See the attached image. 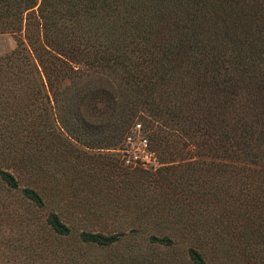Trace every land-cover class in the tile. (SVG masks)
<instances>
[{
  "label": "trees",
  "instance_id": "1",
  "mask_svg": "<svg viewBox=\"0 0 264 264\" xmlns=\"http://www.w3.org/2000/svg\"><path fill=\"white\" fill-rule=\"evenodd\" d=\"M0 35V264H264V0H0ZM138 124L195 189L96 174Z\"/></svg>",
  "mask_w": 264,
  "mask_h": 264
},
{
  "label": "rangeland",
  "instance_id": "2",
  "mask_svg": "<svg viewBox=\"0 0 264 264\" xmlns=\"http://www.w3.org/2000/svg\"><path fill=\"white\" fill-rule=\"evenodd\" d=\"M16 46H17V42L14 37L10 35H0V56L13 51L16 48ZM238 93L239 95L241 94V96L238 97L236 101H239L241 103V98L245 100L246 92L240 90V92ZM143 127L147 131L146 125ZM132 133L134 135L135 134L137 135L135 131H132ZM147 134L148 132L147 133H143V131L141 132V135H144L146 137H148ZM179 147L181 149V145ZM126 148H127V144L126 142H124L116 150L105 151V152H99V151L93 152L95 153V155H98L96 156V158H93L94 162H96L95 164H97V166L102 165L101 168H97L98 170H96V174L104 173L105 175L106 173H109L108 176L110 177V179L116 182L120 180H131L133 182L135 181L145 182L143 187H146V188L155 186V184L150 183L149 180L161 179L162 175H166V178L168 180L176 181L179 184H182L183 186L193 185L192 189H195V182H196V185L198 184L195 178L196 168H197V163H198L196 159L180 160L178 158L179 160H177V162H174L172 164H159V166L155 168H150V169H143L141 167H137V168L129 167L123 161V156H124L123 149H126ZM186 151H188V147L186 148ZM187 153L188 152H186V154ZM157 154L159 157V161L161 162L162 156L158 152ZM154 195L155 194H153V196ZM139 203L140 204L147 203L146 197L141 199ZM170 203L172 202L166 199V200L159 201L158 206L159 205H161V207L168 206ZM152 204H157V202L154 201V203H150V205Z\"/></svg>",
  "mask_w": 264,
  "mask_h": 264
},
{
  "label": "built area",
  "instance_id": "3",
  "mask_svg": "<svg viewBox=\"0 0 264 264\" xmlns=\"http://www.w3.org/2000/svg\"><path fill=\"white\" fill-rule=\"evenodd\" d=\"M137 135L130 134L126 139L127 148L124 150L123 161L129 167L150 169L159 166L158 154L151 148L148 137L141 135L142 126L136 125Z\"/></svg>",
  "mask_w": 264,
  "mask_h": 264
}]
</instances>
